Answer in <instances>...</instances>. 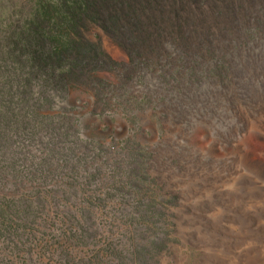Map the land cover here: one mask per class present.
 I'll return each mask as SVG.
<instances>
[{"label": "rangeland", "instance_id": "1", "mask_svg": "<svg viewBox=\"0 0 264 264\" xmlns=\"http://www.w3.org/2000/svg\"><path fill=\"white\" fill-rule=\"evenodd\" d=\"M208 1L143 58L96 29L90 85L0 83V264H264V0Z\"/></svg>", "mask_w": 264, "mask_h": 264}, {"label": "trees", "instance_id": "2", "mask_svg": "<svg viewBox=\"0 0 264 264\" xmlns=\"http://www.w3.org/2000/svg\"><path fill=\"white\" fill-rule=\"evenodd\" d=\"M206 1L31 0L20 18L0 30V83L14 86L22 81L19 72L28 68L30 74L68 88L90 85L92 67L117 64L100 36L92 37L96 29L132 59L143 58L165 39L188 40L190 16Z\"/></svg>", "mask_w": 264, "mask_h": 264}, {"label": "bare ground", "instance_id": "3", "mask_svg": "<svg viewBox=\"0 0 264 264\" xmlns=\"http://www.w3.org/2000/svg\"><path fill=\"white\" fill-rule=\"evenodd\" d=\"M243 160L245 161V162H247V163H249V164H254L255 162L254 161H252V159H251V157H250V155H248V154H245L243 157ZM256 167H258L262 172H264V164H262V165H258L257 164V166ZM257 168V169H258ZM251 183H253L255 186H256V183L255 182H251ZM252 184V185H253ZM217 192H218V194H220L221 195V197H222V199L224 200V199H226L227 197H226V195L222 192V191H219V190H217ZM231 213H233V211L232 210H229V212H228V215H226V219L228 218V217H230L229 216V214H231ZM217 231H219V232H225V230H224V228H223V226H222V221L221 220H214L212 223H211V226H210V229L208 230V232H209V238L210 239H215L216 237H217ZM227 240V239H226ZM210 242V241H209ZM212 243V242H211ZM218 243H220V242H218ZM224 247H225V245H224ZM251 260V259H250ZM249 260V261H250Z\"/></svg>", "mask_w": 264, "mask_h": 264}]
</instances>
